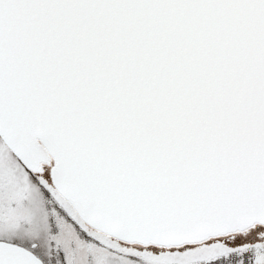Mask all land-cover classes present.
Returning <instances> with one entry per match:
<instances>
[{
  "label": "snow or ice",
  "instance_id": "obj_1",
  "mask_svg": "<svg viewBox=\"0 0 264 264\" xmlns=\"http://www.w3.org/2000/svg\"><path fill=\"white\" fill-rule=\"evenodd\" d=\"M0 264H264V0H0Z\"/></svg>",
  "mask_w": 264,
  "mask_h": 264
}]
</instances>
